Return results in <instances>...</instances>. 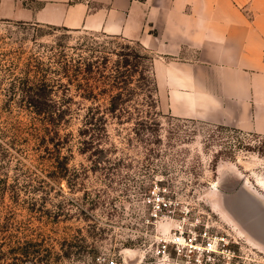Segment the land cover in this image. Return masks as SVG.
Wrapping results in <instances>:
<instances>
[{
	"label": "rangeland",
	"instance_id": "rangeland-1",
	"mask_svg": "<svg viewBox=\"0 0 264 264\" xmlns=\"http://www.w3.org/2000/svg\"><path fill=\"white\" fill-rule=\"evenodd\" d=\"M121 49L146 51L138 40L101 31L0 17L1 80L12 78V73L22 75L30 60L49 62V55L59 50L83 53L97 59L95 64L111 67ZM129 67L135 73L130 83L135 100L129 102L134 111L122 122L110 117L106 150L98 153L81 149L78 136L91 100L71 104L61 132L72 131L74 136L56 157L50 149L53 142L48 149L33 139L28 143L26 110L20 105L25 101L10 103L9 83L0 84V189L6 192L5 201H11V187L30 176L45 180L46 190L21 195H35L44 209L62 211L56 217L49 211L32 217L36 225L48 223L46 230L53 237L49 243L58 252L53 264H110L111 259L146 264L141 259L149 231L143 198L151 184L160 181L179 201L175 216L188 205L194 217L204 219L210 213L231 231L234 254L224 264H264V135L175 117L158 107L156 91L153 106L142 103L138 85L145 80L140 67ZM147 74L153 77L152 69ZM14 133L18 138L11 137ZM17 210L19 219L30 216L24 206Z\"/></svg>",
	"mask_w": 264,
	"mask_h": 264
},
{
	"label": "crops",
	"instance_id": "crops-1",
	"mask_svg": "<svg viewBox=\"0 0 264 264\" xmlns=\"http://www.w3.org/2000/svg\"><path fill=\"white\" fill-rule=\"evenodd\" d=\"M0 17L138 40L162 111L264 135V0H0Z\"/></svg>",
	"mask_w": 264,
	"mask_h": 264
},
{
	"label": "trees",
	"instance_id": "trees-1",
	"mask_svg": "<svg viewBox=\"0 0 264 264\" xmlns=\"http://www.w3.org/2000/svg\"><path fill=\"white\" fill-rule=\"evenodd\" d=\"M143 47L146 51L121 49L111 67L104 64L99 66L95 64L97 59H90V56L83 53L74 56L59 50L49 55V62L33 63L30 60L25 63L22 75L12 73V78L0 79V84L3 81L9 83V92L6 94L10 103H15L20 98L25 101L24 105H20L26 110L27 119L24 123L27 125L28 143L33 139L35 145L48 149V143L53 142L51 153L58 157L66 140L74 136L72 131L61 132L62 127L68 123L67 115L72 113L71 104H82L83 100L89 99L91 104L84 109L82 124L78 129L81 149L91 150L92 153L105 151L103 143L109 136L107 124L110 117L122 122L125 117H131L134 111L129 102L135 100V93L130 85L135 73L129 66H135L134 71L140 67V76L145 80L138 85L142 89L141 100L142 103L153 106L156 82L154 76L149 77L147 74L152 69L153 56ZM105 58L109 60L110 54L105 55ZM19 89L21 93H18ZM75 95H79L81 100L75 99ZM15 134L11 137L18 138ZM20 184L11 187L10 202L5 201L6 192L0 189V264H53L58 252L55 245L49 243L53 237L46 230L48 223L40 222L36 225L32 217L37 212L47 211L56 217L62 211L44 209V204L41 205L40 199L35 195L22 198V192L30 194L46 190L44 179L30 176ZM21 199L31 202L26 205L21 203ZM22 206L27 208L30 214L28 218H18L20 211L17 209Z\"/></svg>",
	"mask_w": 264,
	"mask_h": 264
},
{
	"label": "built area",
	"instance_id": "built-area-1",
	"mask_svg": "<svg viewBox=\"0 0 264 264\" xmlns=\"http://www.w3.org/2000/svg\"><path fill=\"white\" fill-rule=\"evenodd\" d=\"M143 201L148 209L145 220L149 231L141 259L146 263L224 264L234 254L232 243L236 238L210 213L204 219L194 217L192 207L185 205L175 216L179 201L160 181L151 184ZM110 264L123 263L111 259Z\"/></svg>",
	"mask_w": 264,
	"mask_h": 264
}]
</instances>
